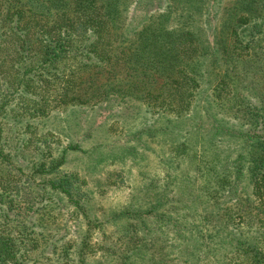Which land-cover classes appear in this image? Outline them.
<instances>
[{
    "label": "rangeland",
    "instance_id": "obj_1",
    "mask_svg": "<svg viewBox=\"0 0 264 264\" xmlns=\"http://www.w3.org/2000/svg\"><path fill=\"white\" fill-rule=\"evenodd\" d=\"M138 2L121 4L126 35L136 14L144 25L169 17L168 29L194 31L210 49L198 62L209 82L182 113L158 112L132 95L121 103L101 97L104 75L69 104L55 81L17 70V38L1 41L2 231L23 264H264V189L253 188L247 157L238 160L249 142L209 124L248 129V117L264 113V0H152L148 14L137 12ZM233 27L251 46L246 59L224 52ZM27 54L43 57L39 47ZM223 75L234 87L215 103ZM119 77L124 87L136 81L124 68ZM164 81L153 89L164 92ZM234 94L245 100L229 109Z\"/></svg>",
    "mask_w": 264,
    "mask_h": 264
},
{
    "label": "trees",
    "instance_id": "obj_2",
    "mask_svg": "<svg viewBox=\"0 0 264 264\" xmlns=\"http://www.w3.org/2000/svg\"><path fill=\"white\" fill-rule=\"evenodd\" d=\"M151 1L139 0L137 12H148ZM123 2L124 0H0V42H11L17 38L19 61L14 66L18 71L24 67L26 74L35 75V72H39L48 83L55 81L53 88L62 102L77 103L78 99H82L83 93L88 91L87 88L91 89L93 80L104 75V88L95 92L102 93L101 97L112 96V100L121 103L126 95H132L148 100L151 108L163 113L190 110L197 92L208 81L198 62L210 49L190 29H168L169 17H164V20L156 24L144 25L136 14L129 25L131 35L127 36L123 30ZM239 21L246 24L250 19L245 16ZM230 29L234 30L227 33V38L231 40H225L227 47H224V52L228 56L231 54L228 58L246 57L251 47L249 42L243 40L237 28ZM34 30L39 33L37 37L31 36ZM36 47L42 51L43 57H28L27 53ZM219 49L215 48V51ZM29 61V64H38L36 67L41 69H28L34 66V63L28 67L24 64ZM122 68L126 76L136 79L126 87L120 83ZM15 78L13 83H17L18 87L24 77L18 75ZM30 79H34V76L29 77ZM163 80L165 81L158 86V90L164 88V92L154 90L153 83ZM86 82L88 87L84 86ZM13 86L7 87L10 89ZM232 87L234 81L231 82L229 76L223 75L221 79H216L215 103L224 96L222 90L231 92ZM74 91L77 96L71 95ZM95 93L92 90L90 92ZM101 100L103 98L97 99V102ZM244 100L245 98L234 94L230 97L232 103L228 108L231 109L236 104L239 108ZM256 116L261 117V120L257 121ZM248 118H254L253 125L248 129L227 126L218 119L209 120V124L217 133L241 136L249 142L247 154L240 155L238 160L247 157L253 188L264 189V113L258 112ZM205 123L201 119L198 125L203 127ZM0 137L4 138L3 135ZM0 158H4L2 148ZM241 165L244 166V163ZM52 184L55 186V181ZM58 186L68 195L71 194L68 179H61ZM21 255L16 249L14 238L3 232L0 225V264H7L10 259L14 260V264H23Z\"/></svg>",
    "mask_w": 264,
    "mask_h": 264
}]
</instances>
